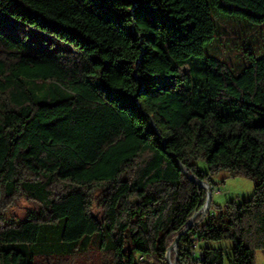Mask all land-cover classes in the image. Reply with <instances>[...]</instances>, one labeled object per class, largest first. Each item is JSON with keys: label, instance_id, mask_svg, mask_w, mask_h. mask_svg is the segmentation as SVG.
Wrapping results in <instances>:
<instances>
[{"label": "trees", "instance_id": "1", "mask_svg": "<svg viewBox=\"0 0 264 264\" xmlns=\"http://www.w3.org/2000/svg\"><path fill=\"white\" fill-rule=\"evenodd\" d=\"M213 10L264 25V0H0V264H169L194 216L171 261L256 264L264 55L205 54ZM221 169L255 190L201 218L187 173Z\"/></svg>", "mask_w": 264, "mask_h": 264}, {"label": "rangeland", "instance_id": "2", "mask_svg": "<svg viewBox=\"0 0 264 264\" xmlns=\"http://www.w3.org/2000/svg\"><path fill=\"white\" fill-rule=\"evenodd\" d=\"M216 29L215 37L205 45V54L219 56L227 61L235 73L250 62V56L264 55V25L254 23L245 15H230L215 13ZM252 53V54H251ZM201 170L206 171L207 165L203 161H198ZM256 185V179L247 175H233L227 169H221L212 175V203L211 211H216L219 206H223L228 200L249 198L252 196ZM29 201L22 200L16 208L20 217L26 216V207L32 206ZM215 247H229L227 241H217L209 243ZM39 250L36 255L39 257ZM55 256V254H52ZM82 259H78L75 264H99V250L97 241L91 244L88 253H84ZM81 260V261H80ZM256 264H264V253L262 250L256 251Z\"/></svg>", "mask_w": 264, "mask_h": 264}, {"label": "water", "instance_id": "3", "mask_svg": "<svg viewBox=\"0 0 264 264\" xmlns=\"http://www.w3.org/2000/svg\"><path fill=\"white\" fill-rule=\"evenodd\" d=\"M179 164L181 165L180 162H179ZM181 166H182V165H181ZM187 176L190 177V178H191L194 182H196L199 186L203 187V188L206 190V192H207L206 201H205L204 205L202 206V208H201L200 211H199V212L202 214V215H201V218H203V217L206 216V214L208 213V211L210 210V207H211V203H212V192H211V187H210L209 183H208L207 181L203 180V179H200V178H198V177H195V176H193V175H191V174H189V173H187ZM194 217H195V216H194ZM194 217L189 221V223L187 224V226L185 227V229H184L183 231H181V233H179V234L177 235V237H176V239H175L173 245L176 244V242L180 239V237L182 236V234H183L184 232H186L187 230H189V229L191 228V226H192V224H193V219H194ZM173 245L169 248V250H171V249L173 248ZM166 256H167V260H168L169 262H171V261H170V258H169V251L167 252V255H166ZM173 261H175V258H174Z\"/></svg>", "mask_w": 264, "mask_h": 264}, {"label": "built area", "instance_id": "4", "mask_svg": "<svg viewBox=\"0 0 264 264\" xmlns=\"http://www.w3.org/2000/svg\"><path fill=\"white\" fill-rule=\"evenodd\" d=\"M193 252L191 255H189L188 257H181L179 259V262H181V264H202V259H203V251L201 249L198 248L197 244H194L193 246ZM173 251H177V245L174 244L173 248L171 249ZM169 251V258H170V251ZM167 251V252H168ZM167 255V254H166ZM140 259H143V256L139 257ZM177 258V257H176ZM171 261V260H170ZM169 262V261H168ZM178 262L175 261H171L169 262V264H177Z\"/></svg>", "mask_w": 264, "mask_h": 264}]
</instances>
